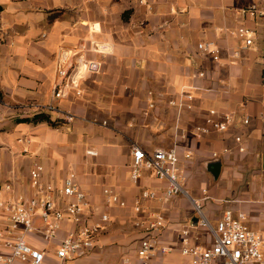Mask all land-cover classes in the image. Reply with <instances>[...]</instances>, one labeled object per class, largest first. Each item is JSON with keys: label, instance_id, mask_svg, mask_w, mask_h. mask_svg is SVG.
I'll return each mask as SVG.
<instances>
[{"label": "crops", "instance_id": "crops-1", "mask_svg": "<svg viewBox=\"0 0 264 264\" xmlns=\"http://www.w3.org/2000/svg\"><path fill=\"white\" fill-rule=\"evenodd\" d=\"M251 6L264 12V0H0V185L31 194L29 172L39 163L42 182L56 189L74 174L88 201L79 225L109 216L92 250L65 264L136 263L144 233L134 222L148 212L163 214L160 239L178 248L181 229L195 217L193 200L211 220L232 208L245 212L254 230L264 229V15H245ZM241 25L254 31L246 49L234 33ZM81 40L108 44L110 52H87L99 68L84 78L79 96L53 98L57 51ZM206 41L216 44L218 60L197 50ZM199 71L205 76L192 77ZM185 92L191 109L169 104ZM210 110L235 120L223 132L195 136ZM38 113L50 121H18ZM133 145L146 152L174 147L186 194L144 200V212H135L143 190L161 195L167 183L147 169L131 180ZM210 161L220 162L216 178L206 170ZM103 187L125 206H106ZM74 224L65 218L59 236ZM163 263L188 261L175 250L156 260Z\"/></svg>", "mask_w": 264, "mask_h": 264}, {"label": "built area", "instance_id": "built-area-1", "mask_svg": "<svg viewBox=\"0 0 264 264\" xmlns=\"http://www.w3.org/2000/svg\"><path fill=\"white\" fill-rule=\"evenodd\" d=\"M243 13L253 18L264 15L256 6L244 9ZM234 33L243 42L240 49L249 48L254 44L252 28L241 25ZM240 49L233 52V58L240 57ZM197 50L203 55H211L213 60L219 58L213 41L198 43ZM90 51L96 54L109 53L110 47L93 40H81L73 47L59 48L56 54L53 98H64L71 93L79 96L82 93L84 78L99 68L98 60H90L87 57V52ZM204 76V71L192 75L194 78ZM192 100V94L185 92L181 95V102L170 100L169 104L183 105L191 109ZM208 113L204 124L195 126V136H201L211 130L223 132L235 120L232 113H225L221 118L214 117L215 110ZM248 122L247 116L242 119L243 124ZM235 141L240 142L241 138L236 136ZM238 149L244 150L243 146ZM223 151L226 152L227 149ZM190 155V152L184 154L186 158ZM215 156L217 152H212V157ZM179 159L174 147L146 152L133 145L131 180L137 182L141 171L147 169L152 171L157 179L167 183L161 195L152 190H143L133 201L132 208L135 212H144V200L168 202L176 194H186L178 175ZM42 170L43 167L39 163H34L30 169L29 183L32 193L29 195L15 192L12 184L0 185V264H65L90 252L100 230L109 220L108 214L102 213L98 221L90 225H79L77 222L88 201L85 192L75 182L74 174L66 175L61 187L56 189L52 184L42 182ZM57 193L65 199L64 205L58 203ZM102 195L106 206H125V202L109 187L102 188ZM202 196L203 199L206 196L205 189L202 190ZM193 207L194 220L181 229L178 248L165 244L160 239L161 232L166 227L163 214L148 212L147 217L136 220L135 226L144 233L135 250L137 262L132 263L130 258L126 257L120 264H156L160 257L175 250L187 259L188 264H264V229L250 228L246 224L245 212L224 208L215 224H212L203 211L201 202L193 200ZM65 218H71L75 224L63 236H59ZM197 230L202 233L196 235L194 231ZM48 244L53 246L52 254L45 249Z\"/></svg>", "mask_w": 264, "mask_h": 264}, {"label": "water", "instance_id": "water-1", "mask_svg": "<svg viewBox=\"0 0 264 264\" xmlns=\"http://www.w3.org/2000/svg\"><path fill=\"white\" fill-rule=\"evenodd\" d=\"M206 170L210 173L213 178L218 177L220 173V162L210 161L206 164Z\"/></svg>", "mask_w": 264, "mask_h": 264}, {"label": "trees", "instance_id": "trees-1", "mask_svg": "<svg viewBox=\"0 0 264 264\" xmlns=\"http://www.w3.org/2000/svg\"><path fill=\"white\" fill-rule=\"evenodd\" d=\"M40 120H44V121H50V118L47 114L45 113H38L33 115L31 118H19L18 121H32V122H36V121H40Z\"/></svg>", "mask_w": 264, "mask_h": 264}, {"label": "rangeland", "instance_id": "rangeland-1", "mask_svg": "<svg viewBox=\"0 0 264 264\" xmlns=\"http://www.w3.org/2000/svg\"><path fill=\"white\" fill-rule=\"evenodd\" d=\"M82 91H83V90H82ZM178 175L180 176V180H183V179H184V176H183L182 174H180L179 172H178ZM157 201H158V200H157ZM202 207H203V211H204L205 213H207V212H206V209L204 208V206H202ZM192 209H193V208H192ZM192 209H191V210H192ZM215 220H216V219H215ZM215 220H211V219H210V221H211L212 224H215ZM249 227H250V226H249ZM250 228H251V227H250ZM252 229H253V228H252ZM198 231H199V230H198ZM198 233H199V232H198ZM51 248H52V246H51L50 244H48V245L46 246L45 249H46L47 251H51Z\"/></svg>", "mask_w": 264, "mask_h": 264}]
</instances>
